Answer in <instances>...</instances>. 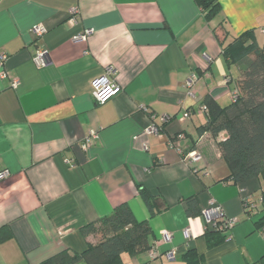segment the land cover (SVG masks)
Returning <instances> with one entry per match:
<instances>
[{"label": "crops", "instance_id": "obj_1", "mask_svg": "<svg viewBox=\"0 0 264 264\" xmlns=\"http://www.w3.org/2000/svg\"><path fill=\"white\" fill-rule=\"evenodd\" d=\"M220 5L208 21L195 0H0L7 73L0 75V170L11 172L0 180V228L11 234L0 242V264H41L65 249L82 251L98 242L82 228L125 203L149 222L157 256L125 253L123 264H185L193 249L205 264H252L264 256L263 181L226 180L218 143L227 133L199 130L208 121L204 97L225 106L237 90L239 70L226 61L224 46L247 32L264 46V0ZM223 23L228 33L219 39L215 29ZM36 24L47 28L41 38ZM89 28L86 41H73ZM39 48L49 56L43 68L34 62ZM108 67L122 91L99 105L93 81ZM153 123L162 136L145 134ZM91 132L98 138L85 150ZM192 151L198 161L188 158ZM141 188L158 197L155 215ZM193 197L200 213L191 216ZM211 199L238 219L232 230L207 235L202 211ZM164 230L173 233L171 242L163 241Z\"/></svg>", "mask_w": 264, "mask_h": 264}, {"label": "trees", "instance_id": "obj_2", "mask_svg": "<svg viewBox=\"0 0 264 264\" xmlns=\"http://www.w3.org/2000/svg\"><path fill=\"white\" fill-rule=\"evenodd\" d=\"M195 1L208 21L221 11L220 0ZM215 33L219 39L226 35L225 24L215 29ZM223 55L228 64L238 67L237 90L231 103L225 106L210 94L204 97L208 121L199 130L214 136L224 131L227 133L226 138L218 143L230 170L226 180L240 184L260 179L264 183V46H259L253 33L247 32L226 44ZM140 193L151 214L155 215L160 210L158 197L147 188H141ZM261 200L264 210V188ZM244 202L247 208L255 205L250 196ZM187 206L189 215L200 213L196 197L189 199ZM259 221L262 228L264 215ZM82 231L84 235L95 234L98 242L88 244L82 251L65 249L41 264H77L81 261L86 264H123V254L135 256L153 248V230L149 222L138 221L126 203L117 206L111 214L86 224ZM9 232L8 226L0 228V242L11 237ZM217 233L222 234L207 231V235ZM184 261L185 264H205L203 255L194 249L187 251ZM252 264H264V256Z\"/></svg>", "mask_w": 264, "mask_h": 264}, {"label": "built area", "instance_id": "obj_3", "mask_svg": "<svg viewBox=\"0 0 264 264\" xmlns=\"http://www.w3.org/2000/svg\"><path fill=\"white\" fill-rule=\"evenodd\" d=\"M33 32L37 36V38H41L44 36L47 32V28L43 24H36L32 28ZM93 33L92 29H86L84 32L76 34L73 36L74 42H82L86 41L88 37ZM6 60L5 55L0 56V75L1 77H6L7 73L4 69V62ZM34 62L39 68H43L47 66L49 63V56L48 52L44 48H39L35 55H34ZM18 80L14 79L12 81L13 86L18 85ZM122 91V86L117 80L116 77V70L113 67H108L106 72L102 75L96 78L93 81V97L96 104H104L108 100H110L112 97L117 95ZM201 109L205 111V106H201ZM163 122H167V118H162ZM155 133L158 136H162L161 130L159 126L156 124H151L147 127L145 130V134ZM183 137L182 134L178 135V138L181 139ZM98 138V134L96 132H91L89 136L85 138V141L83 143V148L85 150L89 149L94 141ZM172 145H174V142H171ZM145 149H148V145H145ZM188 158L191 159L193 162L198 161L201 156L198 152L192 151L189 153ZM11 175V172L9 169H3L0 170V180H3ZM202 215L206 219L207 224V230L212 231H218L221 233H226L233 229V227L237 224L238 219L232 218L226 215L223 207L221 204H219L214 199L209 200L208 205L203 209ZM185 237L189 238L191 237V232L189 229L185 230ZM261 234L264 237V226L261 228ZM162 239L165 242H171L173 239V233L164 230L162 231ZM175 254V250L172 249L168 256H173ZM150 255L152 258H155L157 256V251L152 248L150 250Z\"/></svg>", "mask_w": 264, "mask_h": 264}]
</instances>
